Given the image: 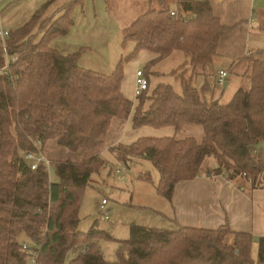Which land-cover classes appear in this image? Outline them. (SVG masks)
Returning a JSON list of instances; mask_svg holds the SVG:
<instances>
[{
  "label": "trees",
  "instance_id": "1",
  "mask_svg": "<svg viewBox=\"0 0 264 264\" xmlns=\"http://www.w3.org/2000/svg\"><path fill=\"white\" fill-rule=\"evenodd\" d=\"M55 1L47 2L6 41L9 55L18 61L12 79L0 76V264H27L25 243L40 246L39 264H253V238L228 226L163 230L133 224L130 239L116 241L96 225L87 233L80 232L79 225L81 197L93 176L109 165L100 150L112 121L128 120L133 111L134 130L172 127L176 135L142 138L111 152L126 166L135 159L151 162L160 175L157 192L167 201L177 184L196 179L210 158L217 163L211 174L226 175L230 181L243 178L257 188L264 174V149L255 150L264 141V51L231 67L241 66V86L227 104L208 102L202 95L212 91L208 79L215 75L219 42L231 31L208 0H180L176 16L166 0H149L148 10L124 32L134 52L110 75L82 68V50L64 55L51 47L55 38L69 34L74 9L85 3L73 0L44 22ZM39 25L40 38L34 33ZM141 51L155 56L145 70L175 52L184 54L185 64L172 73L182 94L167 84L150 92L149 82L136 107L124 96L125 63ZM4 60L0 44V68ZM197 76L205 78L200 90L194 86ZM190 126L202 128L201 140L178 137ZM50 142L84 156L80 161H51L56 183L44 163L33 170L25 159L38 152L36 143L43 152ZM143 179L150 181L148 176ZM101 241L118 243L115 261L105 260ZM257 244L256 264H264V238Z\"/></svg>",
  "mask_w": 264,
  "mask_h": 264
},
{
  "label": "crops",
  "instance_id": "2",
  "mask_svg": "<svg viewBox=\"0 0 264 264\" xmlns=\"http://www.w3.org/2000/svg\"><path fill=\"white\" fill-rule=\"evenodd\" d=\"M49 1L50 0H0V31L3 30L12 33L20 29ZM71 1L73 0H57L52 4L51 9L54 10L55 5L60 4L63 6ZM96 1L97 0H91L93 4ZM178 1L180 0H166L170 11H177ZM208 1L211 3L214 15L220 20L221 24L231 28V31L223 35L219 42V57L214 64L215 75L213 77V81L216 84L220 71H226L228 73V67L241 60L243 57L255 55L259 51H264V0ZM131 3L135 5L134 0ZM84 4L88 5L86 11H84L85 5L74 9L72 13L74 25L69 34L55 38L51 42V47L64 55H70V52H66L68 54H65V50L62 51L63 48H60L59 44H66L64 48L66 50L79 48L82 50V56L79 62L82 68L104 75H110L115 68L111 70L109 66L104 65L97 68L95 64L90 63L91 61L89 62V59L93 58L92 53L100 50V48L103 49L105 44L108 47V43L98 42L93 38L92 35L95 31L92 32L91 30L96 24L97 16L93 17L90 0H85ZM105 4L112 18L107 25L109 30L106 27V33L109 31L111 32L112 28L120 24L125 32L126 23L128 26L136 19L133 16L132 18H134V20L123 22L121 16L111 13L113 10L108 8L110 7L108 0H105ZM133 4H131V6H133ZM61 7H58V9ZM52 44H57L58 48H55ZM150 55L152 57L151 60H153L155 56L151 53ZM240 67L241 66H239V68ZM146 76L151 85L149 76L147 74ZM230 79L237 80L236 87L239 88L241 86L239 77L228 74V85ZM238 88H236V90ZM208 99H210V102L217 101L214 95H212L211 98L208 96ZM129 119L132 121L133 128V113ZM128 120L123 121L114 119L112 123H119L121 121L119 128L123 130ZM136 131L135 137L127 145L121 143V134L117 140L107 144L105 150L108 149L111 151L110 149L121 144L129 146L142 138H168L176 135V130L172 127L161 129L143 127L135 130V132ZM46 147L49 149L50 145ZM46 147L43 153H45L47 157V153L45 152ZM210 159L206 160L201 174L196 179L182 181L177 184L171 201H167L164 197L159 195L156 189L155 193H153L156 206H153L154 208L152 209L155 215H153L151 221L157 224V226H155L156 229L163 230H177L178 228L218 230L221 227L228 226L230 231L234 233L251 235L253 243L250 250V259L253 264H256L258 250L257 240L259 238H264V174L260 179L259 186L257 188H252L250 183L243 178H236L230 181L226 175L211 174L210 171L216 167L217 163L214 158ZM149 200L152 199L149 198ZM148 228L153 227L148 226Z\"/></svg>",
  "mask_w": 264,
  "mask_h": 264
},
{
  "label": "rangeland",
  "instance_id": "3",
  "mask_svg": "<svg viewBox=\"0 0 264 264\" xmlns=\"http://www.w3.org/2000/svg\"><path fill=\"white\" fill-rule=\"evenodd\" d=\"M132 1L133 0H108L110 7H107L113 10L111 13L121 16L123 22H127L132 19L134 20V18H136L135 16L145 13L149 6V0H134L135 5L131 3ZM130 3L133 4V6H131ZM90 5L92 7L93 17L97 16L96 24L91 30L92 32L95 31L92 36L98 42H107L108 47L105 44L103 49L100 48V50L94 51L92 53L93 58L89 59V62L91 61L90 63L95 64L97 68L104 65L109 66L111 70L114 68L116 69L122 59L127 58L134 52L135 45L132 42H125L124 28L121 24L112 28L111 32L109 31L106 33V27L112 18L110 12L107 11L105 0H97L94 4L90 0ZM61 6L60 4L55 5L54 10L50 7L49 10L44 13L42 20L45 22L46 20L49 21L57 17L60 10L58 7ZM87 6L88 5H85L84 11H86ZM153 7H158L156 1H153ZM133 16L134 18H132ZM40 26L41 25L37 26L34 32L39 38L41 34ZM107 29L109 30L108 27ZM52 45L58 48L57 44ZM65 45L64 43L59 44L60 48H63L62 51L65 50V54H68L66 52H70L71 54L80 50L79 48L66 50L64 49ZM151 59L150 53L141 51L134 59L125 63V76L122 89L124 95L135 104V107L138 105L137 97L134 94L135 75L139 70L146 71V74L149 76L151 81L150 92H152L158 84H167L171 85L178 94H182L181 83L172 76V73L185 64L186 58L184 54L175 52L169 58L157 63L153 68L145 70ZM233 65L234 64L228 67V74L231 76H240L242 69L236 67L231 69ZM230 69L231 71H229ZM189 75L190 72L188 76ZM208 82L212 91L202 95L203 99L208 102H210L208 96L211 98V96L214 95L217 101L222 104H227L232 98L236 88H238L236 87L237 80L235 79H230L227 89L216 85L213 78H209ZM204 84L205 78L203 76H197L194 81V86L200 90ZM120 123L121 121L119 123H112L109 134L105 140V145L100 150L101 157L109 163L108 168L101 171L100 174H95L93 176L92 185L85 189L81 197L79 231L87 233L96 225L99 230L109 233L116 241H127L130 239V226L133 224L156 228L155 226H157V224L152 223L151 219L153 215H155V212L152 210L154 208L153 206H156L153 193L156 191L160 175L155 166L147 160L135 159L126 166L123 162L116 159L115 154L108 149L105 150L107 144L117 140L121 134V143L125 145L130 143L135 137L137 131L135 132L132 128L131 119L126 122L123 130L119 128ZM202 136L203 130L199 126H190L178 135L179 138L194 137L197 140H201ZM48 145H50V147L49 149L46 147L45 152L47 153V157L53 161H80L84 158V156H81V152L75 154L70 150L58 147L55 142H50ZM118 169H125V171L117 174L116 171ZM145 176L150 178L149 182L142 179ZM50 179L53 183L58 181L54 168L50 172ZM149 198L152 200H149ZM103 200L108 202L105 212H109L110 219L108 220H104L100 210ZM116 241H101L99 243L100 252L106 261L113 262L116 260V253L118 250V243Z\"/></svg>",
  "mask_w": 264,
  "mask_h": 264
},
{
  "label": "built area",
  "instance_id": "4",
  "mask_svg": "<svg viewBox=\"0 0 264 264\" xmlns=\"http://www.w3.org/2000/svg\"><path fill=\"white\" fill-rule=\"evenodd\" d=\"M172 16L177 15V11H172ZM10 33L7 31H0V44L2 46L3 54H4V65L0 68V76H5L6 78L12 79L13 73H12V66L17 63L18 57L17 56H10L6 41L9 38ZM228 78V73L226 71H220L219 75L217 77L216 85H218L221 88H224ZM135 96L138 98L141 96L145 91L149 89V79L146 76L144 71H137L136 73V80H135ZM38 152L28 153L25 155V159L29 161L32 165V169H36L40 163H44L46 167L49 170V173L51 172V169L53 168L51 166V160H49L43 152H41V145L39 143H36L35 145ZM125 169H118L116 171L117 174L123 173ZM106 205L107 201L103 200L102 204L100 206L101 213L103 214L104 220H108L109 218V212H106ZM23 253L26 255L27 258V264H39V257L41 248L39 245L32 246L30 244L25 243L22 247Z\"/></svg>",
  "mask_w": 264,
  "mask_h": 264
},
{
  "label": "water",
  "instance_id": "5",
  "mask_svg": "<svg viewBox=\"0 0 264 264\" xmlns=\"http://www.w3.org/2000/svg\"><path fill=\"white\" fill-rule=\"evenodd\" d=\"M227 86H228V82H226V84H225V86H224V89H226ZM263 149H264V141L261 142L259 145H257V146L255 147V150H263Z\"/></svg>",
  "mask_w": 264,
  "mask_h": 264
}]
</instances>
